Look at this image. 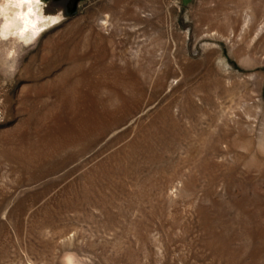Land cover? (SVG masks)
I'll return each instance as SVG.
<instances>
[{
  "label": "rangeland",
  "instance_id": "1",
  "mask_svg": "<svg viewBox=\"0 0 264 264\" xmlns=\"http://www.w3.org/2000/svg\"><path fill=\"white\" fill-rule=\"evenodd\" d=\"M38 1L65 18L0 45V264H264V0Z\"/></svg>",
  "mask_w": 264,
  "mask_h": 264
},
{
  "label": "bare ground",
  "instance_id": "2",
  "mask_svg": "<svg viewBox=\"0 0 264 264\" xmlns=\"http://www.w3.org/2000/svg\"><path fill=\"white\" fill-rule=\"evenodd\" d=\"M36 1L38 0H0V14L3 18L2 23H0V45L6 44L4 49L8 58L14 55L17 43L23 44L34 41V39L37 40L52 24H60L61 20L65 18L62 16L63 12L56 10L59 12L57 13L53 10L52 19L49 17V20L39 24L42 14L40 15L36 9ZM61 16L62 19H60Z\"/></svg>",
  "mask_w": 264,
  "mask_h": 264
},
{
  "label": "water",
  "instance_id": "3",
  "mask_svg": "<svg viewBox=\"0 0 264 264\" xmlns=\"http://www.w3.org/2000/svg\"><path fill=\"white\" fill-rule=\"evenodd\" d=\"M77 0H73V3H72V7L74 6V3L76 2ZM72 9V8H71Z\"/></svg>",
  "mask_w": 264,
  "mask_h": 264
}]
</instances>
